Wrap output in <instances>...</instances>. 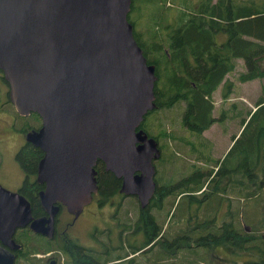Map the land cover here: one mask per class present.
Returning a JSON list of instances; mask_svg holds the SVG:
<instances>
[{
	"label": "trees",
	"instance_id": "16d2710c",
	"mask_svg": "<svg viewBox=\"0 0 264 264\" xmlns=\"http://www.w3.org/2000/svg\"><path fill=\"white\" fill-rule=\"evenodd\" d=\"M126 18L136 44L146 62L153 65L156 77L155 107L145 114L139 129L156 141L163 140L159 147L164 148L166 133L159 129L155 135L151 134L147 119L158 110L182 103L179 124L192 137L183 141L198 160L207 161L205 154H201L203 149L208 150L202 132L215 121L211 113L214 90L221 85L229 94L232 82L225 76L234 69L237 59L244 66V71L237 75L238 81L264 76V0H131ZM261 112H264V92L255 101L254 110L241 120V131L237 137V133L231 136L232 144L216 162L214 170L196 167L175 180L170 175L156 177L158 183L148 204L137 207L133 218L117 220L121 233L115 242L105 241L103 249L96 251L70 240L62 247L64 254L69 255L68 264H140V261L143 264H211L206 253L217 247L229 250L232 263L240 260L241 264H264V224L252 225L243 220L241 205L231 206L229 199L228 217H213L225 191L235 198L254 200L257 206L260 200L264 203V114L260 115ZM27 120L19 123V132L36 129L37 116L31 114ZM239 148H242L239 153L242 163L235 162L228 167V157ZM166 151L156 163H174V152ZM41 156L42 152L29 144L14 154L25 175L20 193L24 194L26 186H36L30 179ZM94 170L98 196L105 199L117 195L120 180L104 171L100 161ZM24 197L32 216H39L42 211L37 198L31 194ZM211 202L214 206L210 216L202 208ZM165 206L160 219L158 214ZM129 209L124 210L129 213ZM261 211L264 212V207ZM16 238H20L18 232L14 234L18 241ZM29 238L39 237L32 234ZM23 248L25 255L37 249L24 252ZM243 255H247V260L241 261Z\"/></svg>",
	"mask_w": 264,
	"mask_h": 264
},
{
	"label": "water",
	"instance_id": "95a60500",
	"mask_svg": "<svg viewBox=\"0 0 264 264\" xmlns=\"http://www.w3.org/2000/svg\"><path fill=\"white\" fill-rule=\"evenodd\" d=\"M131 0H0V73L19 117L35 114L25 144L42 152L34 182L45 213L0 185V264H13L12 236L51 237L55 203L77 215L96 191L94 166L144 208L155 191L158 143L139 124L154 109V67L127 21Z\"/></svg>",
	"mask_w": 264,
	"mask_h": 264
},
{
	"label": "rangeland",
	"instance_id": "374dc122",
	"mask_svg": "<svg viewBox=\"0 0 264 264\" xmlns=\"http://www.w3.org/2000/svg\"><path fill=\"white\" fill-rule=\"evenodd\" d=\"M262 63V65L264 66V62ZM243 71L244 66L242 60H235L234 69L229 75L227 74L225 76V78L229 79L232 82V88L229 94L225 92L224 87L220 88V85L216 90H214L211 95L213 104L211 113L215 117V121L209 126L208 129L202 132V137L207 143L208 150L203 149L201 151V154H205L204 156L207 157V161L198 160L196 158L197 155L194 152L191 153L188 150L187 144H185L183 141L184 138L192 139V137H190L189 133L181 128L179 124L181 110L183 107L182 103H178L172 108H164L158 110L154 115H151V117L147 119V126L149 127L151 134L155 135V133L159 129H163L166 133L164 148L160 149L159 147V145L163 143V140H157L160 155L163 152L167 154L168 152L166 150H169L174 152V156L176 157L174 163H166L164 161L156 163L159 158L154 161V181L158 176L167 178L169 175L175 180L178 177L189 173L196 167H199L200 169L213 170L216 168V162L222 158L224 151L227 148L229 149V147L231 146L232 143L229 147L228 143L230 142L231 136L234 135L239 129L241 120L247 118V113L251 112L252 108L254 107L255 101L264 92V76L246 82L238 81L237 75ZM1 82L0 88L2 90L5 88L7 89V84L5 85L4 82ZM0 107V185L9 191H15L18 189L22 182L23 174L14 159V154L22 145V141H24L22 133L18 132L16 129L19 127V123L21 125L22 123L28 122L27 118H29L31 114L26 117H19L15 113L11 104L7 102L2 103ZM263 114L264 112L260 113V115ZM259 121L260 120H257L256 122ZM34 123L35 127L39 125L40 120L38 116L37 120H34ZM242 127L240 128L239 132L241 131ZM248 134L249 131L246 132L245 138H247ZM241 149L242 148L235 149L234 153L228 157V167H231L233 164H235V162L242 163L241 154H239L241 152ZM185 152L187 155H185ZM155 183L158 182L155 181ZM204 191H206V189ZM196 195L199 196L201 194L199 193ZM221 196L223 197V200L213 216L214 219H222L228 217L227 212L229 199L231 201L229 202L231 206L241 205L242 210L240 212V215L243 220L246 219L249 223H254L252 225H257L258 223L264 224V212L261 211L264 207V203L262 200L259 201V206H257L254 200H242L240 197L235 198L233 194L228 195V191H225V193L221 194ZM109 199H116L120 202V209L117 213L119 221H121L120 219H130L135 216V214L133 213L134 211H137L136 208L138 207V202L134 196H124L122 194H117L111 196V198ZM207 206L209 207L208 210H206ZM213 206V202L209 203L208 205H206L204 210L202 208V212H208L211 216L213 213ZM100 209L101 207L90 204L83 207L82 215L91 223H94L93 225L97 224L96 222L100 223L102 218L111 222V217L109 216V213L111 211L110 208L105 207L101 209L103 210V213L100 215L101 217L97 218V213ZM124 209H129V214ZM165 210L166 206L159 212L158 215L160 219L163 217ZM65 216L67 215L64 211L59 215L60 228H58V231H60L63 223L66 220ZM77 228H79V230L76 229L75 226L71 229H68L67 237L76 238L79 245L89 248L91 240L89 239L88 242L87 234L89 233V228H92V224L81 226L78 225ZM16 232H18V236L20 235V238L16 239L22 245V248L24 245V252L28 251L30 248H37L36 251L30 253L29 255H25L22 251V254L19 257V263L44 264L43 259L46 257V254L49 251L53 250V248H51L52 244H50V242H46V240L41 237L34 240L30 239L29 236L32 235L31 232L25 230H18ZM39 239H42V241H39ZM206 254L207 260H210L211 264H214L215 261L219 262V264H241L240 260L232 263L233 258L229 250H224L222 249V247H217L209 253L207 252ZM247 258V255H243L241 261H245V259L247 260ZM137 261H140L139 258H137ZM139 263L143 264V261H140Z\"/></svg>",
	"mask_w": 264,
	"mask_h": 264
},
{
	"label": "flooded vegetation",
	"instance_id": "af4514ba",
	"mask_svg": "<svg viewBox=\"0 0 264 264\" xmlns=\"http://www.w3.org/2000/svg\"><path fill=\"white\" fill-rule=\"evenodd\" d=\"M1 81L4 82L6 85V82L3 80L1 73H0V82ZM5 102L9 103L7 100V89L5 88L2 90L0 88V105L2 103H5ZM39 125H40V123H39ZM39 125L36 127V129L39 127ZM16 130L19 132L18 128ZM24 134L25 133H22L23 137H24ZM22 142L23 143L21 146H23L25 144L24 141H22ZM22 174H23V179H22L20 186L18 187L17 190L12 191V192H16V193L22 195L23 197L25 196V194H31L32 196L36 197L37 201H38V194L37 193H38V191L43 189V185L35 182L36 186H32V185L26 186L24 189L25 190L24 194L20 193L19 189L22 187V183H23L24 177H25L23 172H22ZM34 178H35V174L31 177L30 180L34 181ZM118 194H120V193L118 192ZM109 198H111V196L107 197L105 199H103V197H101V196H98L97 188H96V191L94 193H91L89 202L84 204L81 207V210L77 215H74V213L67 211L65 206L61 205L60 203H55V205H57V207H58V210H57V212L54 216V219H53V229H52L51 237H47V236H44V235L39 234V233H34L28 228V226H25L24 228H17L15 230V232L18 230H26V231L31 232L36 237H41V238L47 240V242H50V244H52L51 248H53V250L49 251L46 254V257L43 259L44 264H67L70 261L69 255L67 253L64 254L62 247L70 240H75L77 242L76 238L67 237V232H68L67 230L68 229H71L75 226V228L79 230V228H77L78 225L81 226V225H86V224H92V228H89V233L87 234L88 242H89V239L91 240L90 246L88 249H92V250H96V251H97V249H98V251H101V249H103L102 246H104L103 244L105 243V241L111 243L113 241L115 242V239L119 238L121 230L119 229V225H118V221H117V220H119L117 217V213L120 209V202H119V200H116V199L110 200ZM38 203H39V201H38ZM90 204L97 205L98 207H101V209H103L105 207H109L111 210L109 213V216L111 217V222H109L108 220H104V218H102L100 223L96 222L97 224L93 225L94 223H91L87 218H84L82 215L83 214L82 213L83 207L90 205ZM100 210L97 213V218L101 217L100 215L103 213V210H101V211ZM41 211L42 212L39 216H33V217L44 216L45 213L43 212L42 208H41ZM63 211L66 213L67 216H65L66 220L63 223L62 228L60 229V231H58V228H60V217H59V215ZM15 232H14V234H15ZM14 234L12 236V239L15 243L19 244L20 247L18 249L11 250V252L13 254V264H20L19 263V257H20L21 252H22V250H21L22 245L14 239ZM82 247L85 248L86 246H82ZM102 251L105 252V250H102Z\"/></svg>",
	"mask_w": 264,
	"mask_h": 264
},
{
	"label": "crops",
	"instance_id": "0c3cea01",
	"mask_svg": "<svg viewBox=\"0 0 264 264\" xmlns=\"http://www.w3.org/2000/svg\"><path fill=\"white\" fill-rule=\"evenodd\" d=\"M253 110H254V107L252 108V111H253ZM238 132H239V129L237 130L236 133L238 134ZM237 134H236V135H237ZM230 144H231V141L228 143V147L230 146Z\"/></svg>",
	"mask_w": 264,
	"mask_h": 264
}]
</instances>
